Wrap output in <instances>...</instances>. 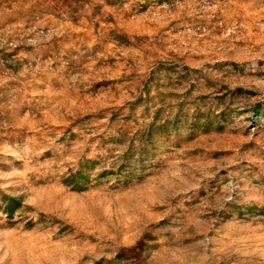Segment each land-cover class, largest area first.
<instances>
[{
  "label": "rangeland",
  "instance_id": "rangeland-1",
  "mask_svg": "<svg viewBox=\"0 0 264 264\" xmlns=\"http://www.w3.org/2000/svg\"><path fill=\"white\" fill-rule=\"evenodd\" d=\"M0 264H264V0H0Z\"/></svg>",
  "mask_w": 264,
  "mask_h": 264
}]
</instances>
